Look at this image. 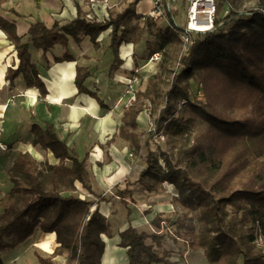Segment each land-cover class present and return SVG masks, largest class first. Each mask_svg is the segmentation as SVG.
<instances>
[{"label":"trees","instance_id":"1","mask_svg":"<svg viewBox=\"0 0 264 264\" xmlns=\"http://www.w3.org/2000/svg\"><path fill=\"white\" fill-rule=\"evenodd\" d=\"M140 1L131 0L123 11L103 20L89 17L76 4L77 16L70 23L61 26L56 22L49 27L37 21L25 36L18 34L14 21L0 15V31L14 47L15 62L8 67L5 80L12 87L21 77L28 89H36L46 98L47 83L33 52L42 53L43 66L49 70L52 61L47 55L57 46L63 48V54L54 57V64L76 62L69 49L70 38L81 44L89 37L98 50L100 37L109 30L112 78L123 63L122 45L139 44L145 32V27L131 24L141 17L136 12ZM225 2L218 0L217 13ZM35 3L38 7L39 0ZM168 15L171 23L163 35L183 44L174 13ZM143 17L152 33L155 23L149 16ZM183 46L186 53L171 72L168 89L162 86L161 71L157 72L125 108L117 133L141 158L144 134L139 131L138 118L148 104L159 107L151 138L166 135L168 143L178 149V160L184 159L186 165L173 164L162 153L167 166L163 170L159 158L148 149L137 183L148 192L161 190L165 183L173 185L174 203L182 213L175 219L158 213L151 220L159 229L167 222L173 235L139 232L129 224L119 233L118 246L126 250L128 264H178L169 251L153 246L161 247L167 238L182 240L192 251L202 252L208 264H264L263 247L254 244L259 235L264 238V0H257L253 10L230 9L221 19L215 18L212 31L193 35ZM156 50L152 54L159 53ZM159 65L164 68L162 62ZM95 72L76 64L75 86L78 94L106 108L104 100L85 86ZM191 82L206 101L195 97ZM183 100L186 103L181 105ZM197 117L207 126L194 135L192 145L185 146L183 141ZM30 132L32 146L49 153L55 162L48 158L38 161L29 152L15 154L7 172L10 186L0 205V264H4L6 250L15 249L36 232L55 234L57 243L52 257L36 255L40 264H57L53 259L60 256H66L65 264H103V237L112 238V231L100 205L108 198L93 190L88 158L80 159L50 122L45 129L33 124ZM85 195H93L95 200ZM115 196L128 208L130 182L123 189L118 187ZM130 216L128 208V222Z\"/></svg>","mask_w":264,"mask_h":264},{"label":"crops","instance_id":"2","mask_svg":"<svg viewBox=\"0 0 264 264\" xmlns=\"http://www.w3.org/2000/svg\"><path fill=\"white\" fill-rule=\"evenodd\" d=\"M21 2V0H0V15L10 21H14L17 25L18 34L25 36L30 25L37 21L43 22L49 27L56 22L61 26L70 23L77 16L76 4H79L88 16L91 15L94 18L103 20L109 16V10L115 7L118 0H109L108 3L104 4H101L99 0H39L38 7L35 0H27L31 11L24 10V7L20 6ZM142 15L145 16L146 14ZM0 34L6 40L1 41L0 36V118L3 117L4 119L8 108L12 104L16 105L18 103L17 99L22 101L21 110L24 112L27 111L26 121L17 123L18 127L14 130L16 135L15 143L7 144L11 148L15 146V152L17 153L29 152L33 156L37 153L39 154L38 158H41L42 154L39 148H34L31 144V127L33 124H36L45 129L46 122L54 124L61 138L66 140L71 148L75 149L79 158H88L89 166L93 172L92 185L95 193L106 197L108 194L113 196V198L102 202L100 205L101 213L109 220L110 224L111 220L116 222V226L112 229V238L103 237L106 242L103 264H105L107 254L109 259L108 264H128L126 250L118 246L120 243L119 233L127 229L130 223L139 232H146V227L152 229L150 222L156 214H166L172 212V210L175 211L173 207H176L171 197V194L175 192L173 185H164L165 190L153 191L154 194L153 192L143 190L137 183L140 173L138 166L142 165L136 164L137 161L129 158V147L117 135L122 118V116L118 118L116 114V110L119 109V104L114 106L116 109L114 110L108 103L110 102L108 99L112 98L110 96L112 94H118L120 98L123 97V93L120 90L122 91V88L125 89L126 86L119 85V80H123L124 77L132 78V71L136 68L131 71L132 67L130 66L133 60L130 56L133 53L134 56H138V50H134L133 44L122 45L120 52L123 63L114 72L112 78L109 75L113 62L112 53L108 49L110 30L100 37L101 47L98 50L93 48L89 37L81 44H77L70 38L69 49L76 58V62H63L58 64L51 62L52 66L49 70H46L43 66V61L45 60L42 57V53L34 51V59L39 62L41 75L46 81L49 91L46 98H41L38 90L28 89L24 85L21 77L15 81L12 87L5 80L8 67L15 62L14 47L6 39L3 32H0ZM52 52H55L54 56H52L53 59L54 57H60L63 54V48L57 46ZM127 58H130L128 60L129 63ZM81 62L89 63L88 65L84 64L82 66L96 69L93 76L85 82L88 90L96 92L97 83L95 82L97 80L100 83L102 80L107 82L108 87L105 96L103 95L104 102L107 105L106 108H101L95 99L85 94H78L74 80L76 63L81 65ZM12 98L14 100H11ZM1 126L3 127V121L0 120ZM110 140L112 142L109 145L108 142ZM41 160L39 159V161ZM128 181L132 184L131 193L134 199V202H131L128 207L131 210L129 224L126 221L118 222L117 218L113 217L114 214L121 211L122 218H124V207L119 203L120 198L115 196V192L118 187L123 186V183H127ZM84 197L95 200L93 195H85ZM116 205L119 206L118 209H115ZM149 210L151 213L145 215L144 212ZM173 216L175 214H172L171 217ZM147 232L152 234L154 230ZM43 235L41 232H36L27 240L29 248L32 247V250L35 249L34 253L31 250L27 253L26 248L23 252L17 253L16 256L8 260L3 253L2 258L4 264H40L36 255L47 258V254H52L44 253L34 246L35 243L42 239ZM168 240L165 239L162 245L165 247L164 249L170 252L173 261H177L178 264H208L202 252L192 251L183 241L176 244L173 243V248H175L173 250L176 251L172 254L167 249L168 243L170 242ZM54 241L55 249L57 247L56 236L54 237ZM19 247L20 245L15 249ZM15 249L12 251H15Z\"/></svg>","mask_w":264,"mask_h":264},{"label":"rangeland","instance_id":"3","mask_svg":"<svg viewBox=\"0 0 264 264\" xmlns=\"http://www.w3.org/2000/svg\"><path fill=\"white\" fill-rule=\"evenodd\" d=\"M21 1L22 2L20 3V6H23L24 10H26V11H31V8L29 7L27 0H21ZM130 1L131 0H118L115 7L113 9L109 10V14L120 13L121 11H123L127 7L128 3ZM99 2L101 4H104V3H108L109 0H99ZM256 7H257V0H226L225 4L222 6L220 11H218L216 17L218 19H221L224 15H226L228 13V11L230 9H233V10L236 9L238 11H248V10L255 9ZM152 8H153L152 4L149 0H142L136 7V12L140 13L141 17L138 19H133L131 22L132 25H137L139 27H145V32L142 36L141 42L139 44H136V45L133 44L134 50H138V52H139L138 56H136V55L134 56V53L130 56L133 60V62L131 63V66H130V67H132L131 71L134 68H136L138 70L137 74L140 75V73H141V75H143V77H144L143 82L135 87L136 92L139 89L144 90L147 86V81L151 77L155 76V74H157V72H159V71H161L160 73H162V86L164 89H168L169 81L172 78L171 72L175 71L178 68V61L180 59L181 54L186 53L185 48L183 46V44H185L184 41L182 44V43H179L178 40L175 38L171 40V39L166 38L163 35L162 31L165 28H167L171 23L170 16L168 15V12H169L168 7H165L164 16H162V19L153 20V22L155 23V26L152 28V33H148L147 28L145 26V22L141 18L143 16L142 14L149 15V12H151ZM171 8H172L171 11L174 13V16H175V21H176L177 27L179 29H184L187 25V19H188V17H187L188 4H186L182 0H174L172 5H171ZM89 17H91V15ZM166 39H168V40H166ZM165 41H169V42H165ZM152 48L157 49L156 51H158L160 53L157 61H150V56L155 54V53L152 54V50H153ZM38 52L41 53L40 51H38ZM54 54H55V52H51L50 55H48V58L50 61H52V63H53V57L52 56H54ZM129 59L130 58H127V61ZM125 61H126V59H125ZM161 62L163 63L164 68L159 65V63H161ZM128 63H129V61H128ZM84 64L88 65L89 63L81 62V66ZM135 73H136L135 70L132 71V75ZM119 81H120L119 85L127 87L129 82L131 81V79L128 77H124L123 80L120 79ZM95 83H97L96 84L97 87H96V92H93V93L97 94L100 99L104 100L103 95L105 96V92H106V89L108 87V84H106L107 82L102 80V82L100 83V81L97 80ZM191 84H192L191 88H192V91H193L195 97L197 96L202 101H206L205 97H204V93L201 91V89L199 87H198L199 88L198 89L197 86L193 82H191ZM93 85H94V83H93ZM120 92L123 93V97L120 98V96L118 94H112V95H110V96H112V98L108 99L111 102V103L110 102H108V103L110 104L111 107H113L114 110H116L114 108V106L119 104V109L116 110V114H117L118 118H120L122 116L125 108L130 104V102L133 101V100L130 101V96H129L130 94L128 95L126 93V88L125 89L122 88V91L120 90ZM193 99H194V96H193ZM11 100H14V98H12ZM17 101H18V103H16V105L12 104L11 107L8 108L6 115L3 119L2 141H4L5 143H9V144H12L13 142L15 143V141H16V135H15L14 130H15V128L18 127L17 123L25 122L26 121L25 118H27V114H26L27 111L24 112L21 110L22 101L20 99L19 100L17 99ZM158 114H159V107H155L154 105L148 104L146 110L143 111L141 113L140 117L138 118L139 131L144 134V136H143V149H142V157L141 158L137 157L134 154L133 150L130 149L128 142L119 136V138L124 140V142L126 143V146H128L130 149L129 150L130 153L128 155L129 158H131V160L137 161L136 164L142 165V166H138V170L140 172L144 169L143 164L146 160L145 158L147 157L148 149H151L155 153V155L159 158L158 159L159 165L162 167L163 170H166L167 166H166V164L162 158V153H166L169 156L170 160L173 162V164H177L179 166H185L186 165V162L184 159H181L180 161L178 160V156H177L178 155V149L174 148L170 143H168L166 135H164L165 140L162 139L160 136H154L151 138L150 134H151V131L153 130V128L155 126L154 123H155V119L158 117ZM206 126L207 125L199 117H197L194 121V125L190 129V133L185 137L183 144L185 146L192 145L194 135L199 133L200 131H203L206 128ZM146 142L148 143V147L146 146ZM10 149H11V151H15L16 148L14 146L13 148L10 147ZM39 150L42 154L41 158H38L34 154V157L38 161H39V159L44 160V159L48 158L49 162H52V163L55 162L49 153H46L41 149H39ZM131 154H132V156H131ZM7 156L11 157L12 159L14 158V155H12L10 152L4 157L5 161L9 159ZM1 160H2V157H0V161ZM11 162H13V160ZM11 162L9 164H12ZM96 170H98V169H96ZM91 175L93 178V172L92 171H91ZM2 179H3V182H5L4 192H6V190L10 186V182L8 181L6 173L2 174ZM138 179H139V177H138ZM128 182H130V181H128ZM167 184L168 183H165L164 185H167ZM125 185H126V182L123 183V186H121L120 188H122V187L125 188ZM164 185H163L161 190H163V189L165 190ZM131 195H132V193H131ZM167 195L170 196L169 194H167ZM108 196H110V195L108 194ZM108 196L107 197L105 196L106 198H108V200L113 198V196H110V197H108ZM171 197L173 198V200H174V198H176L175 194H171ZM129 202L130 203L134 202L133 197H131V200ZM119 203L124 207V210H125V211L123 210L124 218H122L121 211L117 212V214H114L113 217L117 218L118 222L119 221H123V222L126 221L127 224H129L130 222H128V220H127L128 208L126 207L125 204L121 203V201H119ZM173 204H175V203H173ZM175 205H176V207L175 208L173 207V209H175V211L172 210V212L164 214L165 217H167V218L170 217L171 219H175L182 213V209L180 208V206L177 204H175ZM127 206L129 207L130 205H127ZM118 208H119V206L116 205L115 209H118ZM0 213H1V207H0ZM144 214L148 215L145 212H144ZM172 214H175V216L171 217ZM111 225H112V228H111V231H112L114 226H116V222H113L111 220L110 226ZM150 225L152 226V229L146 227V230L149 232H152L154 230V232H152V234H161V235L166 234V233H169L170 235L174 234L173 228H171L170 231L168 230L169 226H168L167 222L162 223L161 229L153 226L151 224V222H150ZM144 229H141V230H144ZM141 232H145V231H141ZM167 239H169V238H167ZM168 241H170V242L168 243L167 249H169L171 251V253L174 254L175 253L174 251H176V250H173V249H175V248H173L174 247L173 243L176 244L182 240H179V241L177 240V242H175L174 240L169 239ZM150 243H152V242H150ZM28 244H29L28 241L21 244L19 248L15 249V251L6 250L4 252V255H6V259L8 260V259L16 256L17 253L23 252V250H25L26 248H27L26 249L27 253L30 252V250L34 253L35 249L32 250V247L29 248ZM153 246L155 248H157L158 250H162L165 248L163 245L160 247L158 244H153ZM263 250H264V246H263ZM52 256H53V253L51 255L47 254L46 257L49 258ZM171 257H172V255H171ZM53 260L57 264H65L66 256L56 257Z\"/></svg>","mask_w":264,"mask_h":264},{"label":"built area","instance_id":"4","mask_svg":"<svg viewBox=\"0 0 264 264\" xmlns=\"http://www.w3.org/2000/svg\"><path fill=\"white\" fill-rule=\"evenodd\" d=\"M152 4V10L149 12V16L152 20L162 19L164 16L165 7H168L169 11H171V5L173 3L172 0H149ZM186 4H188V11H187V25L184 29L180 30V38L185 44L190 43L191 38L193 35H198L200 33H206L212 31L214 29V22L217 15V2L218 0H182ZM143 21L145 18L143 17ZM159 53H155L150 56V61H157L159 58ZM136 73L132 76L131 81L126 87V93L130 96V101L135 99L136 93V86L141 84L144 80L143 75L137 74L138 70L135 69ZM186 101H181V105L185 104ZM3 121V117L0 118ZM153 126V125H152ZM155 128V126H154ZM153 128V130H154ZM152 130V131H153ZM3 135V127H0V157L2 160L0 161V205L5 197L4 192V184L2 179V174L6 173L10 170L12 164L7 163L4 160V157L11 152L12 155L15 156L17 152L11 151L10 146L2 141ZM162 139L165 140L164 135H160ZM15 152V153H14ZM132 156V154H131ZM8 157V156H7ZM13 160V159H12ZM12 163V162H11ZM254 244L256 247H263L264 246V238L263 236L259 235Z\"/></svg>","mask_w":264,"mask_h":264},{"label":"bare ground","instance_id":"5","mask_svg":"<svg viewBox=\"0 0 264 264\" xmlns=\"http://www.w3.org/2000/svg\"><path fill=\"white\" fill-rule=\"evenodd\" d=\"M0 36H1V41H6L4 40L5 38H3L2 34H0ZM31 97H34V96H31ZM35 155L39 157V154L36 153ZM8 158L9 159L6 160V162L10 163L12 161V158L11 157H8ZM54 237H55V234H44L42 239H40L39 242L35 243L34 246L39 248L44 253H53L54 246H55ZM108 261L109 259H108V254H107L105 258V264H108L109 263Z\"/></svg>","mask_w":264,"mask_h":264}]
</instances>
